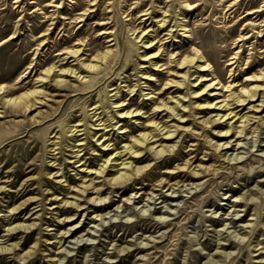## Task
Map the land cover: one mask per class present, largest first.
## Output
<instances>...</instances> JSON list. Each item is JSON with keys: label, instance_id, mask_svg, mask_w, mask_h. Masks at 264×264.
Returning <instances> with one entry per match:
<instances>
[{"label": "rangeland", "instance_id": "rangeland-1", "mask_svg": "<svg viewBox=\"0 0 264 264\" xmlns=\"http://www.w3.org/2000/svg\"><path fill=\"white\" fill-rule=\"evenodd\" d=\"M238 1L240 6L229 11L228 0H190V9L184 0H23L20 4L0 0L3 96L40 89L43 84L38 79L47 69L60 73L72 69L78 62L65 54L70 48L83 44L81 48L86 49L81 58L86 63L112 51L109 69L95 78L90 89L73 76L67 77L70 88L49 82L44 87L47 104L26 114L4 107L0 97V247L19 245L15 253H0V264H264V86L251 105L236 108L229 100L250 83L258 86L251 77L264 72V12L259 18L247 16L251 9L262 7L264 0ZM167 10L165 28L157 30ZM176 23L185 25L189 39L183 38ZM105 28L112 33L110 38L102 34ZM148 31L152 47L163 50L158 63L162 67L154 70L141 57L150 48L139 43L140 51H132L130 44V38ZM194 49L209 60L214 78L222 76L226 87L234 80L233 88L221 89V85L215 87L217 91L188 97L203 83L207 86L213 76L194 84L190 91L188 84L180 89L166 87L181 79L185 71L178 70L177 62ZM238 52V63L229 66L237 61L232 59ZM232 68L235 74L231 77ZM196 71V67L190 69V82L201 76ZM119 88L123 107L110 108L118 102L111 97L118 90L108 95L110 101L106 91ZM184 97L176 117L160 108L163 104L173 107ZM101 98L107 102L105 112ZM226 102L232 106L224 108ZM96 107H100L102 124L109 116L115 118L116 130L100 131L104 126H94L90 131L98 132L95 139L86 134L78 138L84 144L80 149L84 166L77 163L69 139L64 138L56 152L50 151L51 142L46 141L60 131L56 127L84 125L85 111ZM233 111L238 114L233 123L248 115L256 120L242 138H221L224 119L212 121L215 115ZM122 113H128L127 118L120 117ZM138 114L140 120L132 118ZM37 117L40 124L32 121ZM87 122L95 124L94 120ZM154 125H164L161 130L174 126L177 131L168 140L172 148L163 157L150 146L144 149L138 158L144 160L133 165L149 166L144 175L123 186H113L104 175L99 176L100 167L110 157L117 161L108 165L109 172L116 171L112 166L129 163L123 147L149 134ZM105 133L112 139L107 150L97 142ZM88 179L97 188L93 191L90 186V196L77 200L76 194L89 185ZM170 187L176 193L168 191ZM25 190L32 193L23 196ZM97 191L99 195L91 194ZM99 197L95 204L89 201ZM27 200L36 204L12 211ZM240 201L244 203L237 204ZM19 224L34 226L26 232H7Z\"/></svg>", "mask_w": 264, "mask_h": 264}, {"label": "bare ground", "instance_id": "bare-ground-1", "mask_svg": "<svg viewBox=\"0 0 264 264\" xmlns=\"http://www.w3.org/2000/svg\"><path fill=\"white\" fill-rule=\"evenodd\" d=\"M189 1L190 0H184V3H185V6L190 9L191 5L189 4ZM255 1H259V0H255ZM239 2L240 1H238V0H228V2H227L228 3L227 8H229V11H232L234 8L239 7L240 4H241ZM20 3H23V0H16V2L13 3V4H20ZM20 6L21 5H19L17 8L20 9ZM263 7H264V2H263L262 7H258V8H255V9H251L247 13V16H255V15H258L257 18H259L262 15V13L264 12ZM57 8L58 9L61 8V3L60 4H57ZM168 12H169V10H167L166 12H163V14H162L163 15V19L160 20L157 23V30L164 29L165 28L166 23H167L166 17H167V13ZM82 17H84V16H82ZM82 17H80V18H82ZM45 18L46 17H43V19H45ZM176 24H178L177 25V28L178 27H181V30L180 31L183 32V36H184L183 38L184 39H187V38L189 39L190 36H185L188 33V31L186 30L185 25H183L182 23H176ZM234 31L235 30H232V32H234ZM172 32L173 31L171 30L170 33L172 34ZM102 34L108 35L107 38H110L111 35H112V33H107V29L106 28L104 29V32ZM171 34H169L168 36H169V39H171V42H172L175 39V37H174L173 34L172 35ZM132 36H134V33H133ZM158 37H159V35H158ZM13 38L14 37H12V39ZM150 38H151L150 31H148V33L147 32L146 33H143L141 36H138L137 35L135 38H132V39L130 38V40H131V43H130L131 44V50L132 51H140V48H138L137 45L139 43H143L144 48H146V50H148V48H150L149 49L150 51H146L145 54H142L141 55V57L142 58H145V59H148L147 62L150 64L151 68H153V67L161 68L162 66L158 67V63H159V60H160L159 58L163 56L162 55L163 50L160 51V50H158V48H153L155 45L152 47L153 42L151 41ZM240 38H242V41H244L245 35L242 34L240 36ZM115 40H116V38H115ZM115 40L113 39V40L109 41V43H112ZM144 40H145V42H144ZM245 40H247V39H245ZM174 42H176V41H174ZM81 46H77L78 48H76V46H75L73 48H70L67 51V53L65 52V54L67 55V57H70L69 59L74 58V61L75 62L76 61L78 62L76 65L73 66V68L71 67L72 69H69V70H66V71H62L60 73L58 71L56 72L55 71V68H50V69L45 70L42 73V76L38 79L39 80L38 82L43 84L42 86H40V89L37 88L36 90H33L31 92L24 93V94H21L19 96L13 97V96H10V95L3 96V95L6 94L5 93L6 87L5 86H0V97L3 96L2 97V104H3V106L4 107L11 108L13 110H16L18 112L23 110L25 114L27 112H32L33 110L34 111L35 110H38L37 108H38L39 105L47 104V102H48L46 90H44L45 89L44 88L45 85L47 83H49V82H53L57 87H60V88H70L68 86V80H67V77L68 76L75 77L77 80L80 81V83L83 85L84 88H86V89L92 88V86L94 84V81H95V78L98 77V76H100L102 73H104L105 71H107L109 69V67L111 65V62H112L111 61L112 60V56H111L112 51L111 50H108L105 54L97 57L93 62L86 63V61L84 62L82 60V58H81L82 55H83V52L85 51L86 48L85 49L84 48L82 49ZM113 46H115V45H113ZM135 47H136V49L134 50ZM155 59L157 61H153ZM234 59H237V61L235 63L230 64L229 66H234L236 63H238V59H240L239 52L234 55V57H233L232 60H234ZM194 67H196V69H197V71H196L197 74L200 73V75H201V76H199L198 78L195 79V81H196L195 83H194V81L193 82H190V78L191 77L189 75L190 69L191 68H194ZM177 68H178V70L185 71V73L181 76V79L179 81H177V82H174L175 80L174 81H171L168 84H166V87L167 86L170 87V85H173L175 87H179V89H180V87L182 88V86L188 84V86H191V89L188 90V91H190V90H192V86H194V84L196 85V83H199V81L205 82V80H204L205 77H208V76H211L212 77L213 76V78H211L209 80L210 83L207 86H205V83H203V85H202V83H200L202 86L201 87L199 86V90H193L192 93H189V95H188L189 98L191 97V95L200 96L201 94L205 93L207 90H210V92L211 91H217L219 89H215V87L222 85L223 77L220 76L219 78H217V77L214 78L215 76L213 74L212 67H210L209 60L204 56L203 53H201L197 49H194V52L193 53H191L189 55H186L185 58L179 60L177 62ZM153 70H154V68H153ZM151 72H153V71H151ZM181 73H182V71H181ZM82 74H86V75L82 77ZM145 74L146 73H144L143 76ZM231 74H232L231 77L235 74L233 68L231 69ZM117 76H119V74H117ZM150 77H152V76H149L148 78H150ZM251 78L253 80L255 79V84H257L258 86H255L254 84L250 83V84L247 85V87L242 88L240 90V93L239 94H236V93H232L231 92L232 94L230 95L229 100H230V102L233 103L232 105H237L236 108H239V107H242V106H245V105H251L252 103L256 102L255 99L257 97H259V90L262 88V86H264V72L261 71L259 73V75L258 74H255ZM148 82H151V81H148ZM228 84L229 85L227 87L225 85H222V88L221 89L226 88V89L230 90L231 88H233V85H235V81L233 80L232 82H229ZM202 87H204V88H202ZM116 90H118V91L114 95H111V97L112 98L115 97L118 102L112 103V104L110 102V104H111L109 106L110 108H112V107H114V108L123 107V106H120V103H119L120 102L119 95H120V93H123L122 88L111 90V91H109V93H108V91H106L107 99L109 100L110 93L113 92V91H116ZM133 92H135V91H132L131 93H133ZM148 95H149V93L146 94V95H142V96L144 97V96H148ZM210 95H211V93H210ZM37 97H41V98L40 99H37ZM185 98H187V97H184V98H181V99H177V101L174 103L175 105L173 107H167V105L163 104L160 108H164V111H167L168 112V115L170 117H176L177 116L176 111L178 110V108H179V110L181 109L182 106H180V103L182 101H184ZM33 99H34V102H32ZM101 100H102V102L100 101L101 102L100 104H101V106L103 105L102 108H104L105 104L107 105V102H105L103 100V98H101ZM143 100H147L148 101L149 99L146 98V99H143ZM229 100H228V102H229ZM232 105H230V104L227 103L224 108H226L227 106H232ZM211 106H213V104H208V107H211ZM160 108H158V109L160 110ZM220 108H221V106L218 108V110H221ZM236 108H235V110H236ZM252 108H255V106L253 105ZM99 109H100V107L99 108L96 107L94 109L85 111L86 112L85 119H87V120L85 121L84 125H78V126H76L74 128V127H69V125H67V124L65 126H64V124H60L58 127H56V128H59L60 131H57L56 134H55V136H53V137L50 136L49 138H47L48 137L47 136L48 133H47L46 138L48 140L46 141V143L51 142L50 143V146H52V148H51L50 151H52L53 153L56 152L57 150H59V146H60V143L62 142V140L64 138H66V140L69 139L70 142H73V144L71 146L72 147V153L75 155V158H77V163H82L80 167L84 166L85 165L84 159L81 157V152L83 150H80L81 147L84 144L83 143H79L81 141L78 138L80 136L86 134L89 137L95 139L98 136V132L92 134L91 131H90V130H92V127H94V126H104V128L99 129L100 131H105L108 127H113V129L116 130V128H115L116 125H113V122L115 120V118L113 116H111V117L109 116L108 117V120L105 121L104 124H102L104 121H103V119H100V115L101 114L97 112ZM185 109L186 108H184L183 110H181V112H184ZM105 111H106V109L104 108V112ZM128 113H126V114H123L122 113V114H120V117L123 116V115H125V117H126ZM132 114L134 115V113H129L128 115H132ZM139 114L137 116L132 117V118H136L137 117L140 120L141 119L140 118L141 116ZM40 116H42V115H40ZM215 116H216L214 118L215 120L212 121L213 124L214 123L221 122V120L224 119V122L222 120L223 123H222V126H221V130L219 131V134L221 135V138H236V139L242 138L243 135L252 128L253 125L251 123L256 120V118L251 117V116L248 115V116H245V117H241L242 121H240V122L237 121V122L233 123L232 122L233 119L238 116V114H234V111L231 112L230 114H223V115L218 114V115H215ZM225 119H227V120H225ZM38 120H39V118L37 117L36 119H34L32 121H34L35 124H40L41 122L38 121ZM89 120H94L95 124H93L92 126L89 125V123L87 122ZM120 121H118L117 124H119ZM106 122H109V125H106ZM96 123H98V124H96ZM206 124H208V123H205V122L202 123V125H205V126H206ZM1 125L2 124H0V130H2ZM159 126L160 125L155 126V128L152 129L149 134H143L138 139H135L134 140V143H132V145H129V146L125 145L123 147V149H124L123 152L126 153L125 157L128 156V160H131V161H129V163H125L124 162V163H122L120 165L112 166V168L114 170H116V171L109 172L108 169L110 167L108 168V165L112 164L113 161H117L115 159H111L112 157H110L109 159H107L105 161V165H103L102 168L100 167V170H99V174L100 175L99 176H103L104 175L103 178L109 184H111L113 186H123V185H127V183L130 182L134 177H140V176L144 175L145 172H146V169H148L149 166H147V167H137V166H133L134 163H140V162H142L144 160L143 158L142 159H138V158H140L142 156L144 149H146V148H148V146H150L151 150H155L156 151L157 156L163 157L166 154V152H168L169 149L172 148L171 146H168L167 143H168V140H170V138H172L175 135L177 129L174 126L173 127H169L167 125L163 130H161L164 127V125L161 128ZM79 127H85V128L83 130H78ZM172 128H175V130H173ZM55 129L51 132V134H54ZM119 130L123 131L122 128H119L118 129V132H119ZM82 131H84L85 133L79 135L78 133H80ZM164 131H165V133H164ZM59 132H61L60 136H58L59 135ZM119 133L120 134H123L122 132H119ZM124 133L127 134V132H124ZM124 137H126V136H124ZM111 141H112V139L109 140V138H107V134L106 133L105 134H101L100 137H99V139H97V142L102 143L101 146L104 149L111 148V146H112L111 145ZM231 142H233V141H231ZM231 142H229V143H227L225 145H229ZM223 146H219L218 148L220 149ZM240 146H241V144L238 143L237 144V147L238 148H243V147H240ZM235 148H236V146L233 147V148H231V150L232 149L235 150ZM227 149H228V147L225 150H227ZM119 156L121 157V154ZM236 161H237V159H236ZM120 166H122V168L116 169V168H118ZM85 172H87V170H85ZM193 174H196V172L193 173ZM85 177H88V176L87 175L83 176V178H85ZM88 182H89V185L87 187H85L84 190L78 191V193L76 194V199L77 200H78V198L86 197V195L87 196H90V195L87 194V193L90 192L89 191L90 190L89 189L90 186H92L91 187V190H93V191L97 188V186H96L97 184L94 185V180L93 179H90V180L88 179ZM163 182H161V185H162ZM182 187H184V186H182ZM171 190H173V193H176L175 190L172 187H170L168 191H171ZM26 193L30 194V193H32V191L31 190L30 191L25 190L23 196ZM98 193H100V191H97V193H91V194H98ZM153 199H156V197L153 196ZM98 200H100V197L99 198H96V199L93 198V199H91L89 201L92 202L93 204H95L96 201H98ZM251 202H253V201L251 200ZM243 203H244V201L237 202V204H243ZM33 204H36V203H34V200H27V201L23 202L21 205H19L18 207H15L12 211L13 212L22 211L24 207H26L28 205L30 207ZM66 204H70L71 205L73 203L66 202ZM99 208H102V206H100ZM257 224H259V223H257ZM33 226L34 225H28L27 226V225H24V224L23 225L22 224H19V225H16L14 227L8 228L7 232H9V233H13V232H16V231L26 232L27 230L32 229ZM76 228H78V227H76ZM75 230H77V229H75ZM71 231L72 230H70V232ZM72 235H74V233ZM18 247H19V245H15V246H12V247H5V248H1L0 247V253H10V252H14L15 253Z\"/></svg>", "mask_w": 264, "mask_h": 264}]
</instances>
